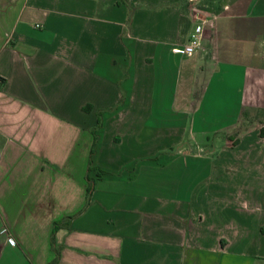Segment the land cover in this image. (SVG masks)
<instances>
[{"label":"crops","instance_id":"obj_1","mask_svg":"<svg viewBox=\"0 0 264 264\" xmlns=\"http://www.w3.org/2000/svg\"><path fill=\"white\" fill-rule=\"evenodd\" d=\"M251 109L264 0H0V264H264Z\"/></svg>","mask_w":264,"mask_h":264},{"label":"rangeland","instance_id":"obj_2","mask_svg":"<svg viewBox=\"0 0 264 264\" xmlns=\"http://www.w3.org/2000/svg\"><path fill=\"white\" fill-rule=\"evenodd\" d=\"M231 104H232L231 101H229L226 104V106H230ZM225 111L226 112L232 111V108H228V109L221 108L219 112L222 113ZM225 119H226V116L224 114H220V117L217 118V123L213 124L210 127L215 128V129H219L221 128V126L225 127L226 125L222 123V121ZM262 128H264V109H251L243 114L242 120L240 124L236 127V129H234L228 134H225V135L223 134L221 136L222 137L224 136L225 138H229L230 146L232 145V146H235L234 148L239 147V148L246 149L248 148V144L246 142L243 144H238L240 142V137L244 135L245 133L247 134V133L255 132L256 130L261 132ZM221 136L211 134L209 136L210 138L208 139V141L199 140V143L202 144V149L204 151V154L210 157V158L208 157V160H207L208 162L214 159V156L216 157L215 159H219L218 156L220 154H222L223 160H229L231 158V155L234 153L233 147L225 151L226 149L225 144L219 138ZM252 142H253V145H255L256 141L254 139H252ZM198 161L200 165L207 164L203 158H200Z\"/></svg>","mask_w":264,"mask_h":264},{"label":"built area","instance_id":"obj_3","mask_svg":"<svg viewBox=\"0 0 264 264\" xmlns=\"http://www.w3.org/2000/svg\"><path fill=\"white\" fill-rule=\"evenodd\" d=\"M204 29V22L198 23L194 30L191 32L188 43L184 46L174 48L173 53L182 56L194 55L201 48ZM7 240L10 245H16L15 240L11 236H8Z\"/></svg>","mask_w":264,"mask_h":264},{"label":"trees","instance_id":"obj_4","mask_svg":"<svg viewBox=\"0 0 264 264\" xmlns=\"http://www.w3.org/2000/svg\"><path fill=\"white\" fill-rule=\"evenodd\" d=\"M261 135H262V137H264V129H262V131H261ZM92 153H94V151H93ZM90 171H91V168H90ZM90 179H91V178H89V176H88V180H89V181H90ZM92 190H93V183H92V181H91L90 186H89V188H88V194H90V193L92 192ZM67 222H68V220L63 221V222H61V223L57 222V223L55 224V228H54L53 235L55 234V232H56V230H57V228H58L59 225L64 226V225L68 224ZM52 243L54 244V239H52Z\"/></svg>","mask_w":264,"mask_h":264}]
</instances>
